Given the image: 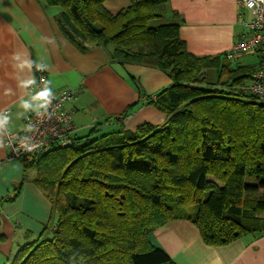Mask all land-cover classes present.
<instances>
[{
  "label": "trees",
  "instance_id": "1",
  "mask_svg": "<svg viewBox=\"0 0 264 264\" xmlns=\"http://www.w3.org/2000/svg\"><path fill=\"white\" fill-rule=\"evenodd\" d=\"M106 1L44 0L60 9L55 23L80 53L99 47L114 63L165 74L169 86L152 95L128 77L165 121L130 131L127 111L106 117L118 131L97 136L95 127L22 157L51 218L10 264H176L149 238L174 221L192 224L209 247L264 236V102L249 89L258 53L256 65L228 52L193 55L169 0H131L116 14Z\"/></svg>",
  "mask_w": 264,
  "mask_h": 264
},
{
  "label": "crops",
  "instance_id": "2",
  "mask_svg": "<svg viewBox=\"0 0 264 264\" xmlns=\"http://www.w3.org/2000/svg\"><path fill=\"white\" fill-rule=\"evenodd\" d=\"M130 1L107 0L104 6L116 14ZM169 8L183 19L180 37L193 55L227 53L243 34L237 0H169ZM59 12L44 0H0V113L9 111L7 129L21 131L24 115L41 107V97L31 87L33 65L42 69L51 91L76 93L66 110L77 137L95 127L97 132L105 127L119 129L114 118L106 117L127 111L124 129L163 124L165 115L138 100L128 77L152 95L169 86L167 76L151 68L114 63L103 48L80 53L59 31L54 20ZM33 178V171L25 173L19 160L8 158L0 130V264H10L19 246L40 236L51 218V203ZM149 238L176 264H264V236L209 247L192 224L174 221Z\"/></svg>",
  "mask_w": 264,
  "mask_h": 264
},
{
  "label": "built area",
  "instance_id": "3",
  "mask_svg": "<svg viewBox=\"0 0 264 264\" xmlns=\"http://www.w3.org/2000/svg\"><path fill=\"white\" fill-rule=\"evenodd\" d=\"M237 4L242 10L239 20L243 34L228 51V57L234 59L258 53L260 66L252 76L249 89L264 102V0H237ZM31 87L40 95L42 104L38 110L24 115L21 131H9V111L0 113V130L9 159L20 160L53 144L67 146L76 130L71 113L66 110V105L76 99L74 91L52 92L41 69H37Z\"/></svg>",
  "mask_w": 264,
  "mask_h": 264
},
{
  "label": "rangeland",
  "instance_id": "4",
  "mask_svg": "<svg viewBox=\"0 0 264 264\" xmlns=\"http://www.w3.org/2000/svg\"><path fill=\"white\" fill-rule=\"evenodd\" d=\"M156 25H157V22H151L150 23V26H152V27H155ZM238 62L243 64V65H256L258 63V59H257L256 55H244L238 59ZM115 131H118V128L116 126L105 127V128L100 129V131L97 132V136L102 135V134H107L110 132H115ZM86 133L87 132L82 133V134L78 133V135H81L83 137V136H86L88 134V133L87 134ZM193 210H194V206H191L188 208L189 213L193 212Z\"/></svg>",
  "mask_w": 264,
  "mask_h": 264
},
{
  "label": "clouds",
  "instance_id": "5",
  "mask_svg": "<svg viewBox=\"0 0 264 264\" xmlns=\"http://www.w3.org/2000/svg\"><path fill=\"white\" fill-rule=\"evenodd\" d=\"M217 264H219V261H217Z\"/></svg>",
  "mask_w": 264,
  "mask_h": 264
}]
</instances>
